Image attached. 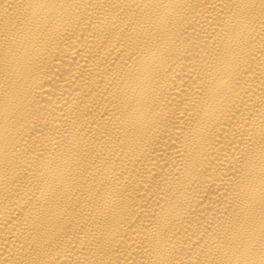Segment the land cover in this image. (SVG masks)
I'll return each instance as SVG.
<instances>
[{"label": "bare ground", "instance_id": "1", "mask_svg": "<svg viewBox=\"0 0 264 264\" xmlns=\"http://www.w3.org/2000/svg\"><path fill=\"white\" fill-rule=\"evenodd\" d=\"M0 264H264V0H0Z\"/></svg>", "mask_w": 264, "mask_h": 264}]
</instances>
